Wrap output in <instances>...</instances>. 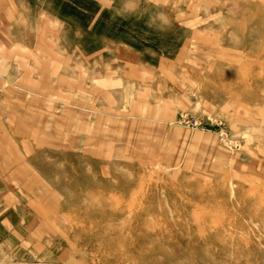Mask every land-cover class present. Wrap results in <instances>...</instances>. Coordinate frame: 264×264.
I'll list each match as a JSON object with an SVG mask.
<instances>
[{
    "label": "rangeland",
    "instance_id": "obj_1",
    "mask_svg": "<svg viewBox=\"0 0 264 264\" xmlns=\"http://www.w3.org/2000/svg\"><path fill=\"white\" fill-rule=\"evenodd\" d=\"M0 264H264V0H0Z\"/></svg>",
    "mask_w": 264,
    "mask_h": 264
},
{
    "label": "bare ground",
    "instance_id": "obj_2",
    "mask_svg": "<svg viewBox=\"0 0 264 264\" xmlns=\"http://www.w3.org/2000/svg\"><path fill=\"white\" fill-rule=\"evenodd\" d=\"M256 2V1H255ZM134 205V204H133ZM124 209V208H123ZM137 218V217H136ZM201 228V227H200ZM202 235H204V234H202ZM174 236V235H173ZM161 246V245H160ZM234 249V248H233Z\"/></svg>",
    "mask_w": 264,
    "mask_h": 264
}]
</instances>
